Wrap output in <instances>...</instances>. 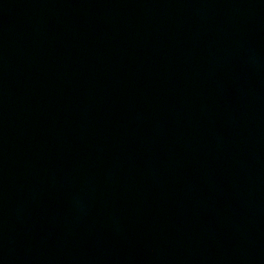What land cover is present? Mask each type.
<instances>
[{"label":"water","instance_id":"obj_1","mask_svg":"<svg viewBox=\"0 0 264 264\" xmlns=\"http://www.w3.org/2000/svg\"><path fill=\"white\" fill-rule=\"evenodd\" d=\"M0 264H264V0H0Z\"/></svg>","mask_w":264,"mask_h":264}]
</instances>
